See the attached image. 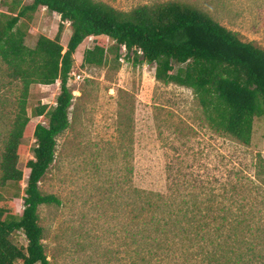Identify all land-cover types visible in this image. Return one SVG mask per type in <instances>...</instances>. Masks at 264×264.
<instances>
[{
	"label": "trees",
	"instance_id": "trees-1",
	"mask_svg": "<svg viewBox=\"0 0 264 264\" xmlns=\"http://www.w3.org/2000/svg\"><path fill=\"white\" fill-rule=\"evenodd\" d=\"M17 13L0 11V59L6 65L8 83L19 88L10 110L0 152V264H51L39 223L41 205H61L56 194L44 193L39 183L54 162L57 136L70 125L74 95L68 86L74 55L85 47L83 62L102 66L107 62V41L117 45V58L136 50L143 61L155 64V78L192 88L208 125L216 133L249 145L254 121L264 117V48L242 40L208 11L185 1L145 3L121 10L102 0H14ZM46 7L60 15L52 38L40 35L34 46L26 43L19 22L28 13ZM65 22L71 35L61 43ZM175 64L179 66L175 68ZM60 81L56 104H39L32 110L46 124H34L28 114L33 84ZM3 86L6 83H2ZM32 131L34 156L26 162L27 186L23 208L3 193L20 184L19 159L23 138ZM255 175L264 185V157L257 154ZM123 180L119 220L112 233L118 247H108L109 264H264V222L255 198L229 179L218 186L189 194L134 187L127 167ZM237 176L240 174L236 173ZM254 184L247 189L257 188ZM241 190V191H239ZM21 230L27 240L18 245L13 233Z\"/></svg>",
	"mask_w": 264,
	"mask_h": 264
},
{
	"label": "rangeland",
	"instance_id": "rangeland-1",
	"mask_svg": "<svg viewBox=\"0 0 264 264\" xmlns=\"http://www.w3.org/2000/svg\"><path fill=\"white\" fill-rule=\"evenodd\" d=\"M31 1L22 0L24 4ZM102 1L129 10L168 0ZM180 1L201 7L242 40L264 48V0ZM13 3L0 0V11L16 14ZM19 24L26 32L27 45L34 46L40 35H56L60 15L40 7L22 17ZM70 35L69 23L65 22L61 38L65 47ZM104 38L106 64H84V48L93 47V38H88L74 55L68 80L74 95L70 125L57 136L55 160L39 183L42 192L56 194L62 200L61 205L46 204L38 209L51 264H109L105 262L108 247H118L112 229L119 220L127 167L133 172L132 186L164 194H189L236 180L237 186L245 184L242 191L262 208L264 222V185L255 175L257 154L264 157V117L255 119L249 145L216 133L208 125L192 88L157 80L155 64L143 61L136 50L122 49L121 58H117V45L111 38ZM178 66L175 64V68ZM8 80L6 65L0 59V150L12 102L19 92L16 83ZM59 92V80L31 86L28 114L32 123H47L46 117L35 116L32 110L39 104L54 106ZM35 144L30 131L23 138L18 164L23 179L19 185L3 189L6 196L15 198L18 211L24 206L26 162L33 158ZM236 173L240 174L237 179ZM251 179L257 188L247 189L254 185L246 184ZM13 239L20 246L27 244L21 230L13 233Z\"/></svg>",
	"mask_w": 264,
	"mask_h": 264
},
{
	"label": "built area",
	"instance_id": "built-area-1",
	"mask_svg": "<svg viewBox=\"0 0 264 264\" xmlns=\"http://www.w3.org/2000/svg\"><path fill=\"white\" fill-rule=\"evenodd\" d=\"M90 39H92V36H90L89 37ZM123 48L125 49V45H123ZM121 58V57H120ZM81 77V75H78V78H80ZM71 80V77H70V79H69V81ZM39 116H43V115H39ZM41 123V122H40ZM41 124H46V123H41Z\"/></svg>",
	"mask_w": 264,
	"mask_h": 264
}]
</instances>
